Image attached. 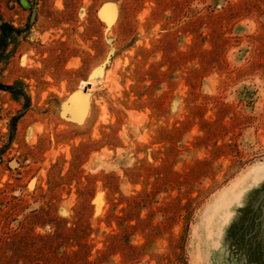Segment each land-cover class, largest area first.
Here are the masks:
<instances>
[{
  "label": "rangeland",
  "instance_id": "rangeland-1",
  "mask_svg": "<svg viewBox=\"0 0 264 264\" xmlns=\"http://www.w3.org/2000/svg\"><path fill=\"white\" fill-rule=\"evenodd\" d=\"M0 264H264V0H0Z\"/></svg>",
  "mask_w": 264,
  "mask_h": 264
},
{
  "label": "bare ground",
  "instance_id": "bare-ground-1",
  "mask_svg": "<svg viewBox=\"0 0 264 264\" xmlns=\"http://www.w3.org/2000/svg\"><path fill=\"white\" fill-rule=\"evenodd\" d=\"M108 9V8H107ZM79 91H83V89L81 88ZM84 93H80V95L78 96H75L73 98H70V102H71V105L73 108L77 109L79 108V105L82 106V107H87L86 105H88L86 103L87 100L84 99ZM85 101V102H84ZM71 108V107H70Z\"/></svg>",
  "mask_w": 264,
  "mask_h": 264
},
{
  "label": "water",
  "instance_id": "water-1",
  "mask_svg": "<svg viewBox=\"0 0 264 264\" xmlns=\"http://www.w3.org/2000/svg\"><path fill=\"white\" fill-rule=\"evenodd\" d=\"M86 91H87V88H85L83 91H78L76 93H73L72 95H70V98H73L75 96H78V95H80L81 92H86Z\"/></svg>",
  "mask_w": 264,
  "mask_h": 264
},
{
  "label": "trees",
  "instance_id": "trees-1",
  "mask_svg": "<svg viewBox=\"0 0 264 264\" xmlns=\"http://www.w3.org/2000/svg\"><path fill=\"white\" fill-rule=\"evenodd\" d=\"M9 89V88H8Z\"/></svg>",
  "mask_w": 264,
  "mask_h": 264
}]
</instances>
